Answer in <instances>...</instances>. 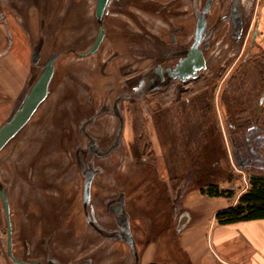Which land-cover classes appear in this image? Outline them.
<instances>
[{
    "label": "rangeland",
    "instance_id": "rangeland-1",
    "mask_svg": "<svg viewBox=\"0 0 264 264\" xmlns=\"http://www.w3.org/2000/svg\"><path fill=\"white\" fill-rule=\"evenodd\" d=\"M234 1L109 0L99 20L97 0H0L39 57L17 108L56 56L48 97L0 152L12 226L0 198V243L14 264H142L157 239L166 264L189 173L234 203L264 174L262 58Z\"/></svg>",
    "mask_w": 264,
    "mask_h": 264
},
{
    "label": "crops",
    "instance_id": "crops-1",
    "mask_svg": "<svg viewBox=\"0 0 264 264\" xmlns=\"http://www.w3.org/2000/svg\"><path fill=\"white\" fill-rule=\"evenodd\" d=\"M249 11V36L264 54V0H241ZM16 17L0 18V127L18 107L33 75V46L30 31ZM23 95V96H22ZM6 117L5 121L2 118ZM162 149V148H161ZM157 148V169L164 182L170 170L163 149ZM236 203V202H235ZM225 197H211L192 184L179 199L175 214V251L166 264H264V219L220 224L219 210L235 204ZM162 244L153 241L144 263L162 264ZM0 264H14L0 243Z\"/></svg>",
    "mask_w": 264,
    "mask_h": 264
},
{
    "label": "water",
    "instance_id": "water-1",
    "mask_svg": "<svg viewBox=\"0 0 264 264\" xmlns=\"http://www.w3.org/2000/svg\"><path fill=\"white\" fill-rule=\"evenodd\" d=\"M109 0H97L96 15L99 20L104 17L105 10L107 8ZM206 22L205 16H201L199 19V26L202 28ZM105 27L102 25L99 29L98 36L94 45L91 49L82 55L96 52L104 37H105ZM199 52H196L198 54ZM38 54L33 55V59L37 60ZM56 70V56L50 58V60L45 65L44 70L41 75L35 81L34 85L30 89L29 93L23 99V102L19 108H16L10 118L0 127V152L3 148L28 124L31 120L39 106L46 100L50 93V85L54 77ZM191 70V69H187ZM184 71V70H183ZM247 161L243 164H249ZM0 198L2 199L5 207V212L8 217V234L11 236L12 226L10 222V205L8 201L7 194L4 190L0 189ZM112 211L118 216L124 214L123 203H116L112 207ZM11 240V237H10Z\"/></svg>",
    "mask_w": 264,
    "mask_h": 264
},
{
    "label": "trees",
    "instance_id": "trees-1",
    "mask_svg": "<svg viewBox=\"0 0 264 264\" xmlns=\"http://www.w3.org/2000/svg\"><path fill=\"white\" fill-rule=\"evenodd\" d=\"M260 57L262 58L263 63L260 62L259 65L261 68L259 69V65H258L257 67H255L256 69H254V72H256V70L259 69L262 76L264 75V67H263L264 54H262ZM262 81L264 82V80ZM173 129L174 128L172 126V130ZM148 146H150V144L148 145V143L144 141V147L147 148ZM199 173L198 171L189 173L186 180L187 184L184 185L183 188L181 189L177 190L175 188V190H177L176 192L180 194L179 197L182 196L184 191L192 183L198 184L201 193L204 195H208L211 197H228V198H231L233 196V193L231 191L224 189L215 182L208 184H203V182H200L198 180ZM216 218L220 224H230L239 221H247L253 219H264V174L251 173L249 190L246 191L244 194H242L234 205L219 210L216 214Z\"/></svg>",
    "mask_w": 264,
    "mask_h": 264
},
{
    "label": "flooded vegetation",
    "instance_id": "flooded-vegetation-1",
    "mask_svg": "<svg viewBox=\"0 0 264 264\" xmlns=\"http://www.w3.org/2000/svg\"><path fill=\"white\" fill-rule=\"evenodd\" d=\"M235 11H242L244 13L245 8L242 6L241 0H235ZM106 11V10H105ZM105 14V13H104ZM245 21V19H243ZM247 22V21H246ZM249 25V23H247ZM235 27V26H234Z\"/></svg>",
    "mask_w": 264,
    "mask_h": 264
}]
</instances>
